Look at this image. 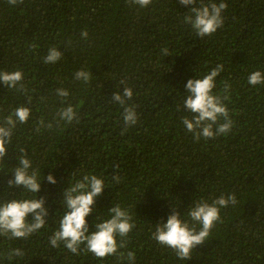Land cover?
<instances>
[{"label":"trees","instance_id":"16d2710c","mask_svg":"<svg viewBox=\"0 0 264 264\" xmlns=\"http://www.w3.org/2000/svg\"><path fill=\"white\" fill-rule=\"evenodd\" d=\"M223 2V26L201 38L184 23L191 6L179 0H152L146 8L128 0H23L15 6L0 0V71L23 74L22 89L0 82V123L19 106L31 109L0 161V203L44 197L49 212L45 227L27 240L0 237V253H25L0 264H264V83H248L251 73L264 74V0ZM52 47L62 58L44 64ZM217 65L223 71L213 94L228 108L233 126L197 141L182 123L192 117L184 108L185 85ZM80 70L90 74L88 82L75 78ZM125 87L133 97L121 106L111 97ZM60 88L67 98L57 94ZM69 105L77 113L71 123L59 118ZM124 107L136 111L135 125L124 124ZM21 149L41 182L38 194L8 187ZM49 174L56 184L47 181ZM85 175L97 176L105 187L86 217L90 231L116 205L132 218L128 236L116 237L124 247L115 255L97 258L83 245L77 255L49 243L65 211L64 190ZM230 195L236 203L220 209V221L190 260L153 239L156 225L173 210L199 231L187 215L190 208Z\"/></svg>","mask_w":264,"mask_h":264},{"label":"clouds","instance_id":"9594fccd","mask_svg":"<svg viewBox=\"0 0 264 264\" xmlns=\"http://www.w3.org/2000/svg\"><path fill=\"white\" fill-rule=\"evenodd\" d=\"M128 2L138 5L140 8H146L152 3V0H128ZM8 3L15 6L22 4L23 0H8ZM179 3L183 6H191L189 7L190 14L184 17V23L190 25L196 35L201 38L211 36L224 24L222 12L227 9L228 5L223 0L218 4L213 0H208V3L200 0L199 6H196L197 0H179ZM81 36L87 39V31H83ZM163 52L165 56H168L167 48L163 49ZM62 55L61 51L52 47L44 57L43 63L55 64L62 58ZM222 71L223 65H217L202 79H189L185 85L187 95L184 100V108L192 114V117L191 119L182 117V123L188 132L193 133L194 139L197 141L201 137L214 139L218 135L227 134L233 126L228 108L220 96L213 94L216 78ZM75 78L88 82L91 77L88 72L80 70L75 73ZM22 80L23 74L19 70L0 71V82H3L7 88H17L19 84L20 89H22ZM121 83L124 82L121 81ZM248 83L253 86L264 83V74L260 71L251 73L248 77ZM229 88L230 85L225 84L224 91L228 92ZM57 94L64 98L69 95L68 91L63 88L57 89ZM132 97V89L125 87L122 95L115 92L111 98L124 106ZM227 98L225 96L223 99ZM30 114V108L19 106L3 118L2 123H0V161L4 160L7 154L13 130L18 123H27ZM76 117L77 113L71 105L59 113L60 120L68 123H71ZM221 118H223V123H219ZM137 120L138 116L134 108L124 107V124L130 127L135 125ZM44 123V120L41 119V126ZM47 127L51 129L52 125L48 124ZM21 152L23 155L18 158V166L12 172L13 177L8 180V187L22 188L28 193L38 194L41 190V182H38L37 172L29 171L32 167L31 161L27 158L25 150L21 149ZM46 179L51 184L57 183L52 174H49ZM104 189L102 179L95 175H85L82 180H77L64 190L61 204L65 211L59 221L58 230L49 237V243L52 247H59L63 244L71 253L79 255L83 245L84 250L97 258L115 255L119 248L124 247L123 242L117 243L116 237H127L134 224L131 222L132 218L129 213L119 205L109 209V219L96 223L94 231L89 229L86 217L92 213L96 198L103 194ZM45 202V198L40 197L12 199L0 203V237L9 240H27L38 230L44 228L46 217L49 215ZM230 203H236L235 195H230L227 198L220 196L211 204L197 202L194 207L190 208L187 215L191 221L201 225L199 231L196 230L195 226H190L187 221L182 220L179 212L173 210L166 223L156 225L153 239L158 244L173 249L181 260H190L192 250L206 241L210 230L220 221V209L227 207ZM24 254L19 248L10 249L0 253V259L11 261L14 257L22 258ZM120 255L123 256L124 254L121 253ZM127 258L129 261H134L135 253L128 252Z\"/></svg>","mask_w":264,"mask_h":264}]
</instances>
